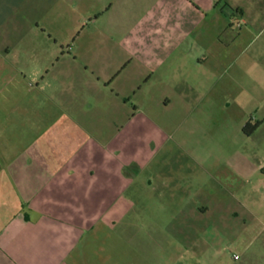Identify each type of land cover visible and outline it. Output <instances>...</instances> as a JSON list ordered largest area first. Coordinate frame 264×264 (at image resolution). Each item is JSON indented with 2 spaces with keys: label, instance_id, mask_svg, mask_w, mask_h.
<instances>
[{
  "label": "crops",
  "instance_id": "obj_1",
  "mask_svg": "<svg viewBox=\"0 0 264 264\" xmlns=\"http://www.w3.org/2000/svg\"><path fill=\"white\" fill-rule=\"evenodd\" d=\"M91 1L101 4L91 22L106 31L97 58L108 67L85 86L99 96L107 92L111 112L83 119V101L70 98L63 106L72 118L43 124L38 137L32 120H0V264H203L207 248L195 244L187 215L172 217L181 223L167 230L155 213L165 204L189 205L176 178L181 168L160 167L170 155L157 159L163 143L152 141L146 150V134L156 136L159 125L133 143L124 131L131 123L136 134L140 108L131 101L141 100L152 78L177 86L167 80L174 56L209 13L222 9L257 23L264 20V0H250L249 13L243 0ZM64 3L58 0L57 14ZM33 29L46 31L38 23ZM10 53L8 46L0 48V58ZM116 57L125 63L109 73ZM132 63L140 72L128 71ZM69 78L67 93H78L83 80L74 72ZM99 235L107 238L105 249L98 247Z\"/></svg>",
  "mask_w": 264,
  "mask_h": 264
},
{
  "label": "rangeland",
  "instance_id": "obj_2",
  "mask_svg": "<svg viewBox=\"0 0 264 264\" xmlns=\"http://www.w3.org/2000/svg\"><path fill=\"white\" fill-rule=\"evenodd\" d=\"M57 2L2 0L0 5V48L6 45L11 52L0 58V120H32L35 137L43 124L72 118L63 106L70 98L83 101V119L111 112L107 92L99 96L85 86L107 66L97 58L106 31L101 22H91L101 4L65 0L64 12L57 14ZM242 3L248 13L253 9L250 0ZM243 19L222 9L209 13L181 47L185 51L174 56L167 80L177 86L152 78L141 100L131 101V107L138 103L140 108L136 134L131 123L124 131L133 143L159 125L156 136L146 134V150L152 141L163 143L157 159L170 155L160 167L181 168L176 178L189 205L165 204L155 213L167 230L187 215L195 244L207 248L203 264H264V20ZM36 23L46 31L34 30ZM116 58L109 73L125 63ZM136 65L128 71L140 72ZM73 72L84 84L68 94ZM166 97L171 100L167 107ZM105 238L96 239L98 247L106 248Z\"/></svg>",
  "mask_w": 264,
  "mask_h": 264
},
{
  "label": "trees",
  "instance_id": "obj_3",
  "mask_svg": "<svg viewBox=\"0 0 264 264\" xmlns=\"http://www.w3.org/2000/svg\"><path fill=\"white\" fill-rule=\"evenodd\" d=\"M256 126H257V125H256ZM248 127H250V123H247V124L245 125V127L243 128V130L246 131ZM253 127H255V126H253Z\"/></svg>",
  "mask_w": 264,
  "mask_h": 264
},
{
  "label": "built area",
  "instance_id": "obj_4",
  "mask_svg": "<svg viewBox=\"0 0 264 264\" xmlns=\"http://www.w3.org/2000/svg\"><path fill=\"white\" fill-rule=\"evenodd\" d=\"M238 258V256L237 255H234V259L236 260Z\"/></svg>",
  "mask_w": 264,
  "mask_h": 264
}]
</instances>
